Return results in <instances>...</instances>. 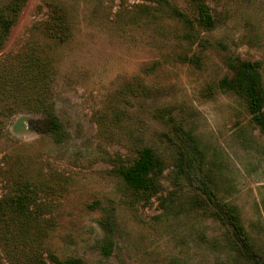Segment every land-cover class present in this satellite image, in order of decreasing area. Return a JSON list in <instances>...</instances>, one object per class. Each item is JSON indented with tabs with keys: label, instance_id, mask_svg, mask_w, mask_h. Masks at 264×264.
Instances as JSON below:
<instances>
[{
	"label": "rangeland",
	"instance_id": "rangeland-1",
	"mask_svg": "<svg viewBox=\"0 0 264 264\" xmlns=\"http://www.w3.org/2000/svg\"><path fill=\"white\" fill-rule=\"evenodd\" d=\"M11 1L0 0V11ZM167 1L27 0L0 50L2 59L36 45L52 68L50 102L64 140L34 131L35 115L0 117V197L10 168L52 179L59 193L49 244L61 259L253 264L230 246L231 229L192 204L204 199L196 184L174 180L184 132L200 144L217 198L236 209L254 254L264 257V133L246 103L219 87L234 58L260 64L264 92V0H208L216 25L193 40L171 11L193 19L188 0ZM53 8L66 18L64 42L45 31ZM144 146L165 161L149 201L132 196L114 171ZM107 218L115 222L110 235Z\"/></svg>",
	"mask_w": 264,
	"mask_h": 264
},
{
	"label": "trees",
	"instance_id": "trees-1",
	"mask_svg": "<svg viewBox=\"0 0 264 264\" xmlns=\"http://www.w3.org/2000/svg\"><path fill=\"white\" fill-rule=\"evenodd\" d=\"M27 0H12L0 11V50L17 21L19 12ZM156 4H168L167 0H142ZM194 12L190 19L186 13L172 8L173 16L187 29L186 37L195 39L199 30H212L216 25L213 9L208 0H188ZM49 38L64 42L68 33L63 13L53 8L45 24ZM37 46H29L22 52L0 59V117L22 111L37 116L30 122L34 131L50 136L54 142L64 140L65 131L54 111L51 97V70L49 63L39 53ZM232 77L224 78L219 87L241 98L247 106L252 122L264 133V92L258 62L229 58L227 63ZM174 163V180L198 187L204 199L194 198L192 204L209 214L226 229H231L230 246L241 258L253 264H264V257L254 254L236 209L221 203L212 188V177L204 169L205 155L197 139L187 133L180 137ZM165 169L163 157L151 147L136 150L134 161L115 168L126 190L140 201H149L160 191V179ZM8 185L0 197V253L6 264H87L80 258L61 259L49 244L56 225L55 202L53 198L59 188L50 177L38 178L27 173L21 175L13 169L5 172ZM194 207V206H192ZM114 221L107 218L102 226L110 235ZM113 248L112 238L102 247L109 255Z\"/></svg>",
	"mask_w": 264,
	"mask_h": 264
}]
</instances>
